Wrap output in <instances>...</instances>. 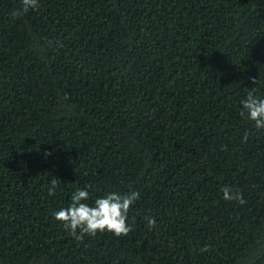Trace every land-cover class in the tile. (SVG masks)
I'll return each instance as SVG.
<instances>
[{
  "label": "trees",
  "instance_id": "obj_1",
  "mask_svg": "<svg viewBox=\"0 0 264 264\" xmlns=\"http://www.w3.org/2000/svg\"><path fill=\"white\" fill-rule=\"evenodd\" d=\"M19 8L0 0V264H264V129L241 115L264 0ZM86 185L89 205L140 193L128 235L55 219Z\"/></svg>",
  "mask_w": 264,
  "mask_h": 264
},
{
  "label": "clouds",
  "instance_id": "obj_2",
  "mask_svg": "<svg viewBox=\"0 0 264 264\" xmlns=\"http://www.w3.org/2000/svg\"><path fill=\"white\" fill-rule=\"evenodd\" d=\"M38 5L39 0H21V8L13 11L12 16L19 17L27 13L30 8H37ZM253 83H257L255 79H253ZM255 91V88L249 91L246 99L242 101L241 115L247 113V119L253 121L257 129H264V98L254 95ZM244 139H247V134ZM50 184L48 194L51 196L55 194L58 181L54 178ZM90 187L91 185H86L83 189H77L71 196V204L54 213L55 219L63 222V227L77 240H82L85 234L95 235L98 231H109L116 236L128 235L132 231V227L126 222L127 214L131 205L139 199L140 193L134 191L122 195L111 192L104 197L97 198L94 205H89L82 201L89 200L88 189ZM221 191L225 200H236L241 204L246 202L242 192L238 189L233 191L229 186H225ZM146 219L149 229L155 227L156 219L154 217Z\"/></svg>",
  "mask_w": 264,
  "mask_h": 264
}]
</instances>
